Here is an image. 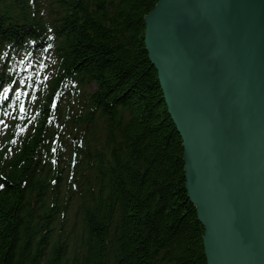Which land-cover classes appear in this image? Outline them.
Instances as JSON below:
<instances>
[{"label":"trees","instance_id":"trees-1","mask_svg":"<svg viewBox=\"0 0 264 264\" xmlns=\"http://www.w3.org/2000/svg\"><path fill=\"white\" fill-rule=\"evenodd\" d=\"M158 1L0 0V264H206L144 46Z\"/></svg>","mask_w":264,"mask_h":264},{"label":"water","instance_id":"water-1","mask_svg":"<svg viewBox=\"0 0 264 264\" xmlns=\"http://www.w3.org/2000/svg\"><path fill=\"white\" fill-rule=\"evenodd\" d=\"M143 25L206 264H264V0H159Z\"/></svg>","mask_w":264,"mask_h":264},{"label":"snow or ice","instance_id":"snow-or-ice-1","mask_svg":"<svg viewBox=\"0 0 264 264\" xmlns=\"http://www.w3.org/2000/svg\"><path fill=\"white\" fill-rule=\"evenodd\" d=\"M5 92H7V89H5ZM21 110H23V106H21ZM4 185L3 184H0V188H3Z\"/></svg>","mask_w":264,"mask_h":264}]
</instances>
